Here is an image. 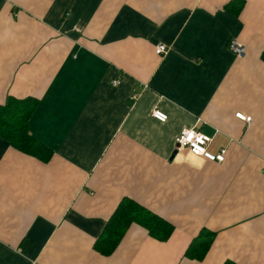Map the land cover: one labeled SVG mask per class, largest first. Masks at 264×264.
<instances>
[{
  "label": "crops",
  "instance_id": "0c3cea01",
  "mask_svg": "<svg viewBox=\"0 0 264 264\" xmlns=\"http://www.w3.org/2000/svg\"><path fill=\"white\" fill-rule=\"evenodd\" d=\"M263 51L264 0H0V105L36 99L29 133L51 152L0 136V264H264ZM189 128L224 160L176 152ZM124 198L173 231L130 224L102 255Z\"/></svg>",
  "mask_w": 264,
  "mask_h": 264
},
{
  "label": "trees",
  "instance_id": "16d2710c",
  "mask_svg": "<svg viewBox=\"0 0 264 264\" xmlns=\"http://www.w3.org/2000/svg\"><path fill=\"white\" fill-rule=\"evenodd\" d=\"M240 7L241 4L234 11H238ZM261 56L264 59V51ZM36 106L37 100L34 98L8 96L4 104L0 105V136L21 152L47 161L51 155L50 149L29 133V119ZM134 223L146 229L150 236L162 241L168 239L174 228L170 222L136 201L124 198L107 219L101 235L94 242V249L102 255L111 254L128 226ZM211 241L212 233L202 230L190 242L185 256L201 259L208 251Z\"/></svg>",
  "mask_w": 264,
  "mask_h": 264
},
{
  "label": "built area",
  "instance_id": "2783aa9c",
  "mask_svg": "<svg viewBox=\"0 0 264 264\" xmlns=\"http://www.w3.org/2000/svg\"><path fill=\"white\" fill-rule=\"evenodd\" d=\"M229 49L234 53L236 57H243L245 55V47L237 39H231L229 41ZM167 51V47L164 44H157L155 47V53L162 55ZM118 81H113V84H117ZM136 95L133 94V97ZM153 117L159 121H165L167 115L159 109H154L152 112ZM236 117L250 122L251 117L242 113H236ZM212 138L195 128L183 129L175 138V151L187 150L193 157L204 158L218 163L224 160L225 149H220L217 153H211L208 150L209 144ZM264 170V169H263Z\"/></svg>",
  "mask_w": 264,
  "mask_h": 264
}]
</instances>
